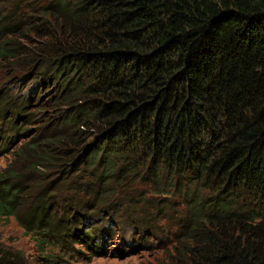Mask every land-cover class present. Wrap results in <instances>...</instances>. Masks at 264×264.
Listing matches in <instances>:
<instances>
[{
	"label": "trees",
	"instance_id": "1",
	"mask_svg": "<svg viewBox=\"0 0 264 264\" xmlns=\"http://www.w3.org/2000/svg\"><path fill=\"white\" fill-rule=\"evenodd\" d=\"M0 72L26 89L0 88V140H28L0 218L103 249L82 219L178 195L169 264H264V0H0Z\"/></svg>",
	"mask_w": 264,
	"mask_h": 264
},
{
	"label": "rangeland",
	"instance_id": "2",
	"mask_svg": "<svg viewBox=\"0 0 264 264\" xmlns=\"http://www.w3.org/2000/svg\"><path fill=\"white\" fill-rule=\"evenodd\" d=\"M19 84L11 85V82L5 79L0 72V88L3 87L9 91L12 89L11 86H14V94L18 92L25 95L26 89ZM34 127L33 122L26 125L24 130ZM1 132H4L6 138L12 136L10 125L8 122H4L2 114H0ZM27 141L22 135L15 144L4 146L0 140V172L16 171L21 173L25 170L24 164L20 163V160L16 159L14 155L17 149ZM71 179L73 180V178ZM51 180H53L52 176L47 178V185L51 183V186L54 187L57 179H54V184ZM69 184L71 187L77 185L73 181H70ZM72 194V192H66V195L61 194V191L54 194L53 203L58 205L60 213L70 206L69 200L73 197ZM153 198L169 205L170 211L167 212L169 221L159 220V212L155 208L152 211L156 215V224L153 221L144 225L145 227L133 224L136 217L130 212L120 213V215L126 214L127 221L122 217L125 223L114 217L113 219L107 218L108 221H106L99 214L94 219L91 218L92 220H81L78 228L81 230L87 228L86 231L90 233L94 231L95 236L98 237L96 245L104 247L103 249L93 250L83 244L81 240L73 238H70L68 243L66 240L57 242L47 239L40 244L39 236L26 234L16 218H10L8 221L0 218V256L5 251L9 252L8 260H6L8 262H4V264H169L168 254H171L173 243L177 239L175 225L183 212L182 200L178 195L154 196ZM110 219H112L113 227ZM89 226L92 227L88 229Z\"/></svg>",
	"mask_w": 264,
	"mask_h": 264
}]
</instances>
